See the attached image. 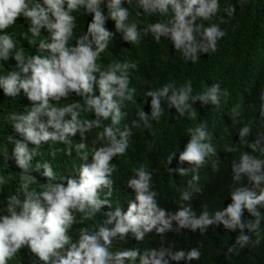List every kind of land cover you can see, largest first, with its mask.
<instances>
[{
  "label": "clouds",
  "instance_id": "clouds-1",
  "mask_svg": "<svg viewBox=\"0 0 264 264\" xmlns=\"http://www.w3.org/2000/svg\"><path fill=\"white\" fill-rule=\"evenodd\" d=\"M126 3L131 0H0V61L14 57L19 69L0 74V89L9 98L21 100L24 106L19 116L10 117L15 131L24 137V141H15L12 153L23 170L24 199L14 194L0 207V264H8L16 253H24L28 259L15 264H136L138 256L139 264L182 260L192 264L201 258L199 247L187 251L160 247L143 253L138 249L113 253L109 246L114 239L125 240L129 234L143 241L153 231L161 237L168 232L179 233L182 228L203 233L212 225L238 232L235 244L240 248L259 245L264 238L260 230L264 214L259 210L264 208V134L258 133L248 143L257 157L241 152L239 160L232 163L235 186L230 194L231 203L223 210L214 214L204 210L197 216L190 203L184 204L193 199V192L185 190L180 195L178 210L169 213L158 204L152 182L155 168L146 162L134 166L130 173L135 176L127 181L128 187L135 190V201L123 213L121 207L114 206L111 176L119 170L117 161L133 147L136 130L151 128L154 122L167 116L163 131L170 138L176 134L177 141L175 119L196 115L178 151L166 156L170 173L186 175L183 182L192 175L190 181L196 183L205 177L204 173H198L199 169L211 164L216 150L224 151V143L218 141L206 116L200 118L195 112L197 105L222 126L224 133L238 134L239 141L251 134L252 123H247L248 119L264 125V81L256 90L239 89L230 95L218 82L194 88L191 79L185 83L167 79L162 87L138 88L131 86L128 75L129 69L138 67L136 63L114 62L103 70L96 63L115 38V33L105 27L108 19L115 21V31L128 43L165 40L185 63H196L203 54L218 50L227 36L225 23L234 16L236 5L223 7L220 0H136L143 12L168 17L143 29V34L150 38L142 39L137 24L128 23L130 11L123 6ZM246 3L247 0H237L240 6ZM81 9L91 16V21L87 31L70 46L68 42L76 32L73 12ZM19 17L30 24L24 34L30 45L37 44L41 29L48 33V39L38 42L40 52L30 58L23 56L22 48L12 53L17 42L5 31ZM46 50H50L48 55L43 52ZM94 85L99 89L97 95ZM62 98L67 99L57 106L50 104ZM251 100L257 102L256 108L251 106ZM82 110L89 112L87 117L81 115ZM42 117L48 118L47 123ZM70 138L77 141L71 143ZM49 141L65 144L68 156L75 150L81 161L76 170L79 178L61 177V181L67 179L66 187L63 183H51L56 179L52 162L37 163L35 170L43 168L42 175L48 182L42 183V191L30 189L31 161L38 155L40 145ZM28 142L34 147H29ZM236 150L235 146H229L225 152ZM51 155L55 158V151ZM175 157L177 168H170ZM245 178L251 188L241 183ZM206 180L210 185L214 181L211 174ZM7 183L8 178L0 175V189ZM194 191L199 193L202 189L196 187ZM105 209L107 218L103 223L94 230L81 228L75 242L69 230L78 223L80 214L83 222ZM244 209L254 219H242ZM252 233L256 236L254 241Z\"/></svg>",
  "mask_w": 264,
  "mask_h": 264
},
{
  "label": "trees",
  "instance_id": "trees-1",
  "mask_svg": "<svg viewBox=\"0 0 264 264\" xmlns=\"http://www.w3.org/2000/svg\"><path fill=\"white\" fill-rule=\"evenodd\" d=\"M220 3L223 7L236 5L234 16L229 18L228 23H225L227 36L216 52L203 54L196 63H185L179 52L174 51L165 40L158 43L151 40L142 43H139V40L133 43L124 41L122 35L115 31V21L112 19L106 20L105 27L115 33V38L109 41L108 47L100 54L96 63L102 70L114 62L136 63L138 67L129 69L128 75L131 86L136 85L138 88L142 86L148 89L162 87L167 83V79L179 80L182 83L191 79L194 88L201 87L207 82L210 84L218 82L221 88L227 89L228 95L239 91V89L256 90L264 81V0H247L244 6L237 4V0H220ZM123 6L130 11L128 23L135 22L137 24L142 39L150 38L149 35L145 36L143 34V29L149 24L158 21L163 22L168 18L143 12L138 7L136 0H131V3H126ZM73 13L76 14V32L68 42L70 46L75 45L77 38L87 31V26L91 21V16L84 14L82 9ZM223 15L225 14L222 13ZM168 16L170 17L171 13ZM29 27V22L25 18L19 17L14 25L5 30L17 42L16 48L12 50L13 54L17 49L22 48L23 56L30 58L40 52L38 42L48 39V33L41 29L40 35L36 37L37 44L30 45L24 35ZM28 36L31 37V33H28ZM47 51L50 50L43 52L48 55ZM16 66L17 61L14 57H9L8 61H0V74L6 75L13 70L19 71ZM98 93L99 89L94 85V95ZM67 98L51 101L50 104L57 106ZM20 101L19 99L9 98L4 94L3 89H0V175L8 178V183L0 189V207L5 205L7 197L14 194H18L21 200L24 199V193L21 190V172L23 170L16 164L12 155L15 141L17 139L24 141V137L15 131L14 122L10 119L13 114L19 116L18 114H21V111L24 110V106ZM246 102L248 103V101ZM249 102H251L253 108H256L257 102L255 100ZM195 112L200 118L206 116L207 122L213 126L218 141L221 144L224 143V151L221 148L216 150V154L211 157V164L205 169H199L198 173L205 174L201 181L198 179L196 183L193 180L190 181L192 179V175H190L183 182V179L187 176L181 175L179 172L170 173L166 166L168 160L166 156L169 157L171 153L178 151L185 132L194 123L196 115L192 118L185 115L175 119L178 122L177 141V136L172 129L175 138H170L167 132L163 131V125L168 120L167 116L154 122L151 128L136 130L133 147L126 156L117 161L119 170L117 173H112L111 176L114 183L112 202L116 208L121 207L122 213L128 210L130 202L135 201V190L128 187L127 181L135 176V173H130V171L140 162H146L155 168L152 182L154 190L158 193L157 201L159 206L165 208L169 213L178 210L180 195L185 190L193 192V199L185 201L184 204L190 203L197 216L204 210L214 214L231 203L230 194L235 186L232 178V163L239 160L241 152H249L256 157L258 156L256 152H252L248 147V143L253 142L258 133L264 134V125L248 119L247 123H252L251 134L245 137L244 141H239L238 134L228 135L227 132L224 133L222 126L202 110L200 105L195 107ZM88 113V111L82 110L81 115L87 117ZM42 119L47 123V117H42ZM52 130L49 128V131ZM76 141L77 138L72 140L70 138L71 143ZM28 144L29 147H34L31 142H28ZM229 146H235L237 150L232 153L225 152V149ZM66 147L65 144L59 141H49L47 144L40 145L38 155L31 161L33 169L30 170L29 179L33 183L30 185V189L42 191V183L48 182V178L42 175L43 168L39 171L35 170L34 167L37 163L52 162L51 165L56 173V179L51 183H63L66 187L67 179L61 181V177L78 180L79 173L76 170L79 168L81 161L75 150H73L71 156L66 155ZM53 151H55V158L51 155ZM169 167L177 168L176 157ZM209 174L214 179L211 185L206 180V176ZM183 183L184 185H182ZM241 183L251 188L246 178ZM196 187L201 188L202 191L195 192L194 188ZM257 207L259 208V206ZM259 210L264 214V208ZM106 218V209L99 211L94 218L83 220V222H80V214L78 223L72 226L69 233L74 234L76 242L79 239L81 228L94 230ZM242 219L248 220L254 219V217H251L244 209ZM173 227H176L175 221H173ZM260 230L264 234V219L261 221ZM245 233L247 234V230H245ZM237 235L238 232L225 230L223 225L219 227L209 226L208 230L203 233H200L199 230L192 232L189 228H182L179 233L175 231L168 232L163 237L153 231L148 233L143 241L137 240L131 234L125 240L114 239L109 246V250L115 253L127 249H138L143 253L145 250L160 247H170L173 250L183 249L185 251L199 247L202 253L201 258L193 261L192 264H264V238L261 239L259 245L249 244L244 248H240L239 245L235 244ZM251 235L254 241L256 236L254 233ZM233 245H235L233 251L229 252L228 249L232 248ZM27 259L26 254L16 253L8 264H15L19 260L26 262ZM136 264H139V256ZM170 264H187V262L183 260L179 262L170 261Z\"/></svg>",
  "mask_w": 264,
  "mask_h": 264
}]
</instances>
